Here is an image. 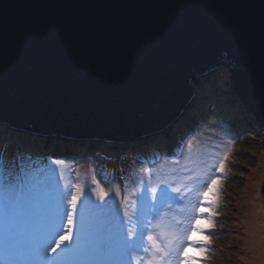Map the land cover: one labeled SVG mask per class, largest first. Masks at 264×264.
<instances>
[{
	"label": "water",
	"instance_id": "1",
	"mask_svg": "<svg viewBox=\"0 0 264 264\" xmlns=\"http://www.w3.org/2000/svg\"><path fill=\"white\" fill-rule=\"evenodd\" d=\"M221 64L264 128V0H0V121L18 129L159 132Z\"/></svg>",
	"mask_w": 264,
	"mask_h": 264
},
{
	"label": "snow or ice",
	"instance_id": "2",
	"mask_svg": "<svg viewBox=\"0 0 264 264\" xmlns=\"http://www.w3.org/2000/svg\"><path fill=\"white\" fill-rule=\"evenodd\" d=\"M195 139L193 134L185 142L191 145ZM231 151L217 153L211 165L201 160L200 170L193 167L196 161L191 155L184 164L154 155L140 162L139 178L123 193L119 184L106 181V188L95 175L85 184L64 180L58 166L65 161H51L57 167L47 170L44 200L23 248L26 259H10L8 264H171L173 258L178 264H199L188 250L200 245V253L211 251L212 240L205 233L214 226ZM16 169L0 168V214L9 235L17 230L22 203L31 206L34 199L25 169L19 164ZM187 192L200 197L193 208L199 215L188 217L191 227L181 231L177 226L183 221L173 214V206L182 205L179 211L183 212ZM7 252L15 257L16 246L9 244Z\"/></svg>",
	"mask_w": 264,
	"mask_h": 264
},
{
	"label": "rangeland",
	"instance_id": "3",
	"mask_svg": "<svg viewBox=\"0 0 264 264\" xmlns=\"http://www.w3.org/2000/svg\"><path fill=\"white\" fill-rule=\"evenodd\" d=\"M231 70L229 66L221 64L211 74L197 77V81L193 83L194 99L191 107L185 111L184 118L168 130L167 136L162 134L155 136L148 142L149 144L144 143L140 146L135 142H127L123 154H120V145L104 150L102 146L107 145L106 140L87 138L81 147L80 144L77 146L74 141L56 132L39 135L32 130L20 129L23 131L14 132L8 127H2L8 131L0 132V168L7 165L10 170H17V164L24 168L34 198L31 206L22 203L17 230L11 235L6 232L3 216L0 214V226H3L1 233L5 236L8 246L9 244L16 246L19 261L26 259L23 248L34 217L40 211L44 200L47 170L57 167L52 165L51 161H65L58 166L64 180L71 179L74 183L85 184L90 181L92 175H95L106 188L108 187L106 181L119 184L123 193L139 178L142 168L140 162L151 159L154 155L164 154L169 160H177L181 164H184L185 158L191 155L196 161L193 167L200 170L204 166L200 164L201 160L209 165L214 164L217 153H223L227 148H231L228 164L230 172L220 186V198L215 208L216 215L213 217L214 226L205 233L211 237L212 243L209 245L211 251L202 254L198 250L200 245H196L189 248L188 254L198 258L199 264H245L246 258L248 259L244 246L246 229L241 221L252 202H259L264 206L262 195L264 128L257 123L258 119L245 109L244 103L232 88ZM0 125L9 124L0 121ZM209 129L212 130V137L208 141L202 140L206 137L202 136V132ZM11 132L17 134L14 139L10 135ZM193 134L196 135V139L188 145L185 141ZM30 135L35 136L38 141L34 140V137L30 140ZM19 138L22 141L17 140ZM64 138L67 140V153L60 150L63 145L61 147L57 145L64 143ZM229 140H233L230 145L227 143ZM46 141H50V144L46 145ZM165 142L174 148L166 149ZM53 149L57 155L52 152ZM59 151L65 154L64 158ZM117 154L121 155L120 158ZM86 172H90L89 179L86 178ZM180 175L179 172L176 173L177 183ZM125 181H128L127 187ZM199 199L194 192H187L183 202L185 210L179 211L182 206L180 204L173 206V214L183 221L177 226L179 230L190 228L188 217L199 215L193 213ZM103 234L101 226V238ZM200 238V234H197V239ZM1 244L6 245L4 241ZM1 244L0 264H8L11 258ZM140 255L144 254L141 252ZM132 264L136 262L133 261ZM171 264H178V260L171 259Z\"/></svg>",
	"mask_w": 264,
	"mask_h": 264
},
{
	"label": "bare ground",
	"instance_id": "4",
	"mask_svg": "<svg viewBox=\"0 0 264 264\" xmlns=\"http://www.w3.org/2000/svg\"><path fill=\"white\" fill-rule=\"evenodd\" d=\"M257 123L261 124L259 120ZM202 136H206L205 139L202 140H210L212 137V130H204ZM57 145L61 147L62 143H58ZM164 146L166 149L174 148V146L166 142ZM55 149H57V147ZM85 174H87L86 178L89 179L90 172H86ZM241 222L245 225L246 229L244 246L248 259L246 258L247 262L245 264H264V206L259 202H252L248 212L243 215Z\"/></svg>",
	"mask_w": 264,
	"mask_h": 264
},
{
	"label": "clouds",
	"instance_id": "5",
	"mask_svg": "<svg viewBox=\"0 0 264 264\" xmlns=\"http://www.w3.org/2000/svg\"><path fill=\"white\" fill-rule=\"evenodd\" d=\"M217 69V68H216ZM215 69V70H216ZM215 70H213V71H207L206 73H204V75H202V77H205V75H209V74H211L212 72H214ZM199 76H201V75H197V77H199ZM197 81V80H196ZM194 83V82H193ZM193 83L191 84V86H192V88H193ZM194 99V98H193ZM192 99V100H193ZM191 105H192V101L189 103V105L184 109V113H185V111H187V108L189 107H191ZM246 109V108H245ZM247 110V109H246ZM182 118H184L183 116H181ZM262 125V124H261ZM1 126V125H0ZM7 125H3V126H1V127H6ZM7 127H11V128H15V127H13V126H11V125H8ZM9 129V128H8ZM92 139V138H91Z\"/></svg>",
	"mask_w": 264,
	"mask_h": 264
},
{
	"label": "trees",
	"instance_id": "6",
	"mask_svg": "<svg viewBox=\"0 0 264 264\" xmlns=\"http://www.w3.org/2000/svg\"><path fill=\"white\" fill-rule=\"evenodd\" d=\"M2 130H5L4 128H2L1 126H0V131H2ZM6 131V130H5ZM13 134H14V132H13ZM17 135V134H16ZM15 135V136H16ZM34 137V140H36L35 139V136H32V135H30V140L32 139ZM36 141H38V139L36 140ZM40 145H42V144H40ZM95 146H97V145H95ZM86 147H87V145H86ZM98 147V146H97ZM102 147H105V145H103Z\"/></svg>",
	"mask_w": 264,
	"mask_h": 264
}]
</instances>
